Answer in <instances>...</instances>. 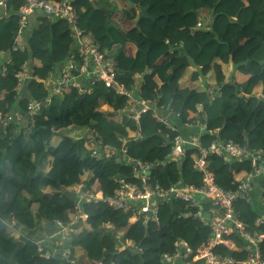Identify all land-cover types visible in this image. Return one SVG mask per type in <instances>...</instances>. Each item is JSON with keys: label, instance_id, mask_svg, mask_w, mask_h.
Returning <instances> with one entry per match:
<instances>
[{"label": "trees", "instance_id": "trees-1", "mask_svg": "<svg viewBox=\"0 0 264 264\" xmlns=\"http://www.w3.org/2000/svg\"><path fill=\"white\" fill-rule=\"evenodd\" d=\"M94 1L99 9L92 0H73L79 28L93 36L125 87L138 90L143 100L158 101L167 108L179 131L160 125L152 110L142 114L138 126L123 112L127 98L103 83H96L90 94L71 87L50 97L46 78L73 52L71 24L66 19L49 20L37 12L30 17L24 47L15 51L12 44L7 49L18 31V11L25 2H6L0 9V52L4 54L0 60V111L17 113L18 118L0 127V264H81L84 260L92 264H156L176 239L188 241L195 250L206 245L210 229L197 217L184 216L193 209H186L185 203L161 204L159 222L144 226L130 223L129 215L104 204L85 202L83 210L89 219L68 244L70 259L58 250L47 257L53 245L49 239L40 250L39 233L54 229L56 221H71L75 187L83 184L112 195L121 179L131 177L130 166L91 155L86 138L92 132L104 144L126 147L129 156L154 163L152 181L161 188L178 182L202 185V173L194 165L197 147L188 145L181 160L167 157L169 139L185 136V125L195 120L207 128L195 132L201 147H209L216 138L209 131L217 130L225 142L247 145L264 155V0H124L127 7L121 19L133 23L126 31L113 20L118 7L112 0ZM203 10L213 16L208 30L203 28ZM231 63L238 73L235 82L227 81L221 72ZM24 67L28 78L18 86ZM137 74L143 75L142 81L136 80ZM31 101L42 104L37 115H29V126ZM74 126L87 128L88 136L60 137ZM207 168L221 188L230 189L251 171L252 163L210 154ZM258 180L251 201L236 203L235 209L247 230L264 234V219L255 225L262 215L254 198L264 199V175ZM117 239L121 244L129 239L137 249L117 254ZM235 243L238 250L221 246L213 252L241 264L247 258L245 244L242 239ZM262 250L264 255V241Z\"/></svg>", "mask_w": 264, "mask_h": 264}, {"label": "built area", "instance_id": "built-area-1", "mask_svg": "<svg viewBox=\"0 0 264 264\" xmlns=\"http://www.w3.org/2000/svg\"><path fill=\"white\" fill-rule=\"evenodd\" d=\"M8 1L0 0V9L5 7ZM24 2L25 4L18 11L19 28L12 47L15 51L24 47L26 33L30 26V17L37 12L42 13L49 20L66 19L72 27L73 52L68 56L66 62L54 66L45 80L50 97L71 87L77 89L80 94H90L96 83H103L117 94L127 98L128 106L123 112L131 115L138 126L142 114L152 110L153 117L160 125L165 126L171 132L179 131L172 123L170 118L172 114L168 113L167 108L160 106L158 101L149 103V101L143 100L138 94V90L126 88L119 80L114 63L105 58L100 45L93 36L79 28L78 15L72 5L73 0H24ZM3 57V52H0V60ZM135 77L139 82L142 81L143 75L137 74ZM26 78H28V70L24 67L19 76L18 86ZM41 104L35 101L28 104L30 124L29 115L31 118L37 115ZM199 108L201 109V107ZM173 116L178 119L179 114ZM17 118V113L3 114L0 111V127L7 126ZM185 127L207 131L206 126L200 120H195ZM209 133L216 135V138L206 148L201 147L197 133L189 137L178 134L168 141L171 146L170 152L167 154L169 159L181 160L188 145L199 149V154L194 158V165L202 173V185H186L183 182H178L169 188H161L158 182L152 181L154 163L129 156L126 147L117 148L106 145L98 133L92 132L86 138V148L91 155L109 158L115 164L130 166L131 177L121 179L118 188L112 195H105L101 190L95 192L87 189L83 184L75 187L73 194L77 200L73 217L66 224L61 221L55 222L57 231L51 237L53 246L46 252L47 257L52 256L58 250L64 258L70 259L71 252L67 248L68 244L73 235L78 233L80 225L89 219V215L83 210L85 202L104 204L115 211L129 215L130 223L138 222L145 226L149 222H159V206L161 204L179 201L187 205L186 209L193 208L184 213V216L197 217L210 229V236L206 245L197 250L193 249L184 239L174 240L171 250L163 253L156 264H234V259L216 256L213 250L221 246L238 250L235 243L237 239L243 240L244 250L247 253L246 260L241 264H264L262 250L264 234L247 230L241 221V215L235 209L236 203L251 201L254 181L264 175V155L260 151L252 150L247 145L225 142L218 136L217 130H211ZM137 138H141V136L138 134ZM210 154L235 159L242 163L250 161L252 163L251 171L246 172L243 179L235 181L232 188H221L215 182L214 174L207 168V159ZM263 191L261 190V193ZM260 202L264 206L262 196H260ZM263 219L262 217L258 218L255 225L259 226ZM116 242L118 243V239ZM44 243V240L37 243L40 250L45 245ZM116 248L117 254L125 250L137 249L129 239H126L124 244L118 243ZM72 262L74 263V261Z\"/></svg>", "mask_w": 264, "mask_h": 264}, {"label": "rangeland", "instance_id": "rangeland-1", "mask_svg": "<svg viewBox=\"0 0 264 264\" xmlns=\"http://www.w3.org/2000/svg\"><path fill=\"white\" fill-rule=\"evenodd\" d=\"M112 4L116 5L118 7V12L113 17L114 22L116 24H118V26L125 31L128 30L129 28H131L133 26L132 22H130L126 18L121 19L122 12L125 11V9L127 7L126 2L124 0H112ZM200 16H201L202 22L204 24L203 28L205 30L210 29V27L212 25V19H213L212 13L208 10L207 11L203 10V11H201ZM225 70H227V69H225ZM226 73L229 74L230 72L226 71ZM62 132H63V136H60L62 138L65 136L82 137V138L88 136L87 128H85V127L74 126V127L68 128L67 130L62 131ZM111 227H109V228H111ZM10 229L13 230V226H11ZM121 234H122V232H119L118 236L120 237ZM86 264H92V263L89 262L88 260H86Z\"/></svg>", "mask_w": 264, "mask_h": 264}, {"label": "crops", "instance_id": "crops-1", "mask_svg": "<svg viewBox=\"0 0 264 264\" xmlns=\"http://www.w3.org/2000/svg\"><path fill=\"white\" fill-rule=\"evenodd\" d=\"M233 63H231L229 66H228V69L227 70H225V69H223L222 68V70H221V72L224 74V75H226L225 77H226V80L227 81H229V82H235V81H237V76H238V73H236V72H233ZM226 71H229L230 73L229 74H227L226 73ZM239 78H240V76H239ZM19 118H20V116H19ZM186 131H185V136L186 137H189V136H191L192 134H195V132H196V128H193V129H185ZM259 182V180L257 179L256 181H255V183H258ZM255 199V202L256 201H258L259 202V204H257L256 205V207H257V211H258V213L259 214H261L262 215V218H264V206L261 204V202L259 201V199L257 198V197H255L254 198ZM110 226H112V225H110ZM113 228H114V226H112ZM56 232V227H54V229L52 228L51 230H48V228H46V229H44L43 231H41L40 233H39V236H40V240H44L45 242L48 240V239H50V236H52L54 233ZM81 264H86V260H84Z\"/></svg>", "mask_w": 264, "mask_h": 264}, {"label": "water", "instance_id": "water-1", "mask_svg": "<svg viewBox=\"0 0 264 264\" xmlns=\"http://www.w3.org/2000/svg\"><path fill=\"white\" fill-rule=\"evenodd\" d=\"M91 3H92V5H93V7H94L95 9H99L98 6L96 5V3H95L94 0H92ZM141 18H142V15L140 14L139 19H138L137 22H136V26H139V22H140V19H141ZM15 37H16V33L14 34L13 39L9 42V44H8V46H7V49L11 48V46H12V44H13V40L15 39ZM29 126H30V123H29ZM205 131H206L205 129L202 130V132H205Z\"/></svg>", "mask_w": 264, "mask_h": 264}, {"label": "clouds", "instance_id": "clouds-1", "mask_svg": "<svg viewBox=\"0 0 264 264\" xmlns=\"http://www.w3.org/2000/svg\"><path fill=\"white\" fill-rule=\"evenodd\" d=\"M54 226H55V225H54ZM55 227H56V226H55ZM56 231H57V228H56ZM55 233H56V232H55ZM55 233H54V234H55ZM54 234H53V235H54ZM53 235L50 236V245H51V244L53 245V241H52V239H51V237H53ZM44 240H45V239H44ZM48 240H49V239H48ZM48 240H47V241H48ZM39 241H41V240L39 239ZM39 241H37V243H38ZM47 241H46L45 243H47ZM45 243H44V244H45Z\"/></svg>", "mask_w": 264, "mask_h": 264}]
</instances>
